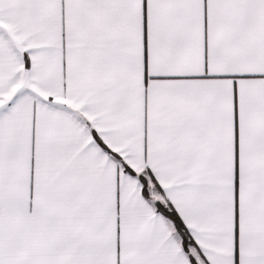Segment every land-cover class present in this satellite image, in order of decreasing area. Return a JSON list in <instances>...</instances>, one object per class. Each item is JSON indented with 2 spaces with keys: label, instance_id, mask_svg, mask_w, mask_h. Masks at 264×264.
Returning <instances> with one entry per match:
<instances>
[{
  "label": "snow or ice",
  "instance_id": "snow-or-ice-1",
  "mask_svg": "<svg viewBox=\"0 0 264 264\" xmlns=\"http://www.w3.org/2000/svg\"><path fill=\"white\" fill-rule=\"evenodd\" d=\"M0 264H264V0H0Z\"/></svg>",
  "mask_w": 264,
  "mask_h": 264
}]
</instances>
